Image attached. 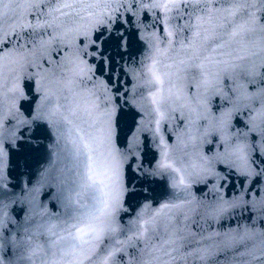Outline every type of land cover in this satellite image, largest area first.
I'll use <instances>...</instances> for the list:
<instances>
[{
	"label": "snow or ice",
	"instance_id": "obj_1",
	"mask_svg": "<svg viewBox=\"0 0 264 264\" xmlns=\"http://www.w3.org/2000/svg\"><path fill=\"white\" fill-rule=\"evenodd\" d=\"M257 32L264 0H0V264H264ZM67 125L75 178L35 244L4 201Z\"/></svg>",
	"mask_w": 264,
	"mask_h": 264
},
{
	"label": "water",
	"instance_id": "obj_2",
	"mask_svg": "<svg viewBox=\"0 0 264 264\" xmlns=\"http://www.w3.org/2000/svg\"><path fill=\"white\" fill-rule=\"evenodd\" d=\"M251 41L257 45L264 42V33H255L252 36ZM116 59L119 62V65H124L123 60H120L119 57ZM129 63H131L130 60ZM124 71H126V68L121 70L122 80L124 79ZM128 80L129 87H131V84L134 83V81L131 76L128 77ZM218 103L219 99L214 98L213 111H215V105ZM64 131L67 135L64 139H60L59 144H57V130L55 128L52 129L49 137L44 140V144H51V148L46 149L39 158L28 157V168H24L23 159L20 160V171L24 172L25 175L21 177L22 182L20 185L10 192L9 197L4 201L6 205L4 211L7 217L16 221L17 224H24L27 222V225L31 227L32 232L36 233L35 244L44 243L48 238L47 229L52 228L53 230H56L54 226L59 223L56 216L63 211L60 202L56 199V195L62 187H67L69 179L75 178V166L77 161L73 155H70V151L73 150L69 141L75 138L76 129L74 125H67L65 126ZM174 139L175 137L173 136V140ZM203 147L204 151L207 152L208 145H204ZM102 164L103 158H98V171H102ZM145 165L147 166V161H145ZM174 167H179L178 161L174 164ZM70 169L72 170L71 174L69 172ZM79 171L82 173L83 168L81 167ZM29 178L31 179V183H27ZM166 180L167 183H171V177H166ZM196 194L200 195L198 192ZM148 195H155L156 200L159 202L171 198L172 194L171 192L165 194V189L161 187L157 188L155 194L148 193ZM209 199H211V194L209 195ZM156 206L157 205L154 203L153 207L155 208ZM121 215L124 216V222L126 223L131 216L135 215V213L130 209L128 215H125L124 213H121ZM246 216L247 214H245V217ZM239 223L241 226H244L251 224V221L245 218L241 219ZM39 225H43V227L37 230ZM262 225H264V222H261L257 227L259 228ZM221 226L222 230L236 228L237 222L236 220H222L218 224L214 223V227L217 229H221ZM8 228L11 229L10 234L17 231L16 226L11 223H9ZM40 233H43V235ZM19 234L24 235L22 228L19 230ZM29 235H31V233H29ZM30 254L31 250H25V256ZM5 264H7V257H5ZM22 264H30V262L25 260Z\"/></svg>",
	"mask_w": 264,
	"mask_h": 264
}]
</instances>
